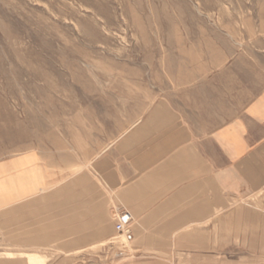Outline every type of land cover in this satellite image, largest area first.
Wrapping results in <instances>:
<instances>
[{
    "label": "crops",
    "instance_id": "crops-1",
    "mask_svg": "<svg viewBox=\"0 0 264 264\" xmlns=\"http://www.w3.org/2000/svg\"><path fill=\"white\" fill-rule=\"evenodd\" d=\"M112 129L61 178L37 155L3 164L4 234L54 264H264V88L212 68Z\"/></svg>",
    "mask_w": 264,
    "mask_h": 264
},
{
    "label": "rangeland",
    "instance_id": "rangeland-1",
    "mask_svg": "<svg viewBox=\"0 0 264 264\" xmlns=\"http://www.w3.org/2000/svg\"><path fill=\"white\" fill-rule=\"evenodd\" d=\"M226 66L264 88V0H0V168L32 154L60 177L116 119ZM20 244L0 221V264L58 262Z\"/></svg>",
    "mask_w": 264,
    "mask_h": 264
},
{
    "label": "built area",
    "instance_id": "built-area-1",
    "mask_svg": "<svg viewBox=\"0 0 264 264\" xmlns=\"http://www.w3.org/2000/svg\"><path fill=\"white\" fill-rule=\"evenodd\" d=\"M116 229L121 234H129V227L133 220L132 214L127 210H121L116 216Z\"/></svg>",
    "mask_w": 264,
    "mask_h": 264
}]
</instances>
